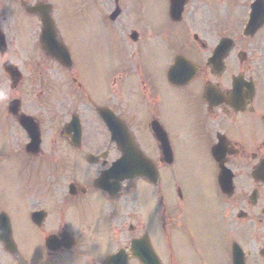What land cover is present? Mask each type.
Here are the masks:
<instances>
[{"label": "flooded vegetation", "instance_id": "obj_1", "mask_svg": "<svg viewBox=\"0 0 264 264\" xmlns=\"http://www.w3.org/2000/svg\"><path fill=\"white\" fill-rule=\"evenodd\" d=\"M70 1L89 49L53 18L59 46L44 52L27 9L46 1L0 0V188L16 198L1 192L0 215L18 255L264 264V24L243 31L253 0H185L176 21L167 0H150L147 21L132 0ZM5 62L21 75L14 89ZM22 116L38 130L33 150ZM0 233V264H20Z\"/></svg>", "mask_w": 264, "mask_h": 264}, {"label": "rangeland", "instance_id": "obj_2", "mask_svg": "<svg viewBox=\"0 0 264 264\" xmlns=\"http://www.w3.org/2000/svg\"><path fill=\"white\" fill-rule=\"evenodd\" d=\"M49 2V0H46ZM52 2H54V5L56 8V13L53 12V16L58 18L60 20V22H62V18H64V23L67 25L68 28V39H70L71 41H76V43H80L84 50H86V46L90 47V38H92V33H90L91 31V27H88V30L86 29V26L81 24L80 27L77 25L76 21L74 22V20L72 18H68L70 16V8L73 7V4L71 3L70 0H51ZM33 2V0H30V3ZM104 0H99L98 5L100 6L101 9L106 8L105 4L103 3ZM133 2V5H132ZM132 2L130 3V6H132L134 9H136L137 13L142 14V17L145 19V21H147L148 19H150V17L152 16H156L157 14V7L155 4L152 3V1L150 0H132ZM129 6V9H132ZM54 11V10H53ZM91 17L88 16V18H86L87 22H89V19ZM82 22V21H81ZM83 23V22H82ZM99 26L96 27L94 32H99L101 29H98ZM88 31V32H87ZM90 33V34H89ZM89 34V35H88ZM30 35H31V31H30ZM95 79V77L93 78ZM44 131L48 132V127H44ZM190 176H192L191 174H189ZM178 181H181V183L183 184L184 187H187V185L192 181L191 178H186L185 174H178ZM18 183H25L20 177H18L17 181ZM4 187L0 188V194L1 192L5 195H7L8 197L12 199L15 198V196L12 194V192L9 189H6ZM16 199V198H15ZM26 199V198H24ZM18 205H20V198L17 201ZM23 204H26L24 202H22ZM30 242V239H29ZM5 257L1 256L0 258V262H4Z\"/></svg>", "mask_w": 264, "mask_h": 264}, {"label": "water", "instance_id": "obj_3", "mask_svg": "<svg viewBox=\"0 0 264 264\" xmlns=\"http://www.w3.org/2000/svg\"><path fill=\"white\" fill-rule=\"evenodd\" d=\"M39 13V17H40V21L42 24V31H41V36H40V40H41V44L43 45L45 43L46 40H48L49 36V31L52 32L51 29V22L49 21V19L47 18L46 15V11H39L37 6L34 7H30V13ZM10 73V72H9ZM10 77H14L12 74H10ZM24 128H27L28 124H26L25 122L22 123Z\"/></svg>", "mask_w": 264, "mask_h": 264}]
</instances>
